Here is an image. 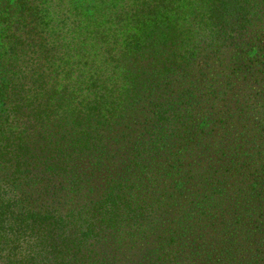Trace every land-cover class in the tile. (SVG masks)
Listing matches in <instances>:
<instances>
[{
	"label": "trees",
	"instance_id": "obj_1",
	"mask_svg": "<svg viewBox=\"0 0 264 264\" xmlns=\"http://www.w3.org/2000/svg\"><path fill=\"white\" fill-rule=\"evenodd\" d=\"M13 1L0 27V264H110L134 229L160 230L161 253L141 259L162 264H196L197 234L218 242L220 226L230 249L264 252V89L239 79L264 82V0ZM226 50L231 79L210 73ZM234 80L224 101L213 85ZM197 168L212 186L186 184ZM170 174L166 193L155 181ZM213 204L232 214L205 217Z\"/></svg>",
	"mask_w": 264,
	"mask_h": 264
},
{
	"label": "rangeland",
	"instance_id": "obj_2",
	"mask_svg": "<svg viewBox=\"0 0 264 264\" xmlns=\"http://www.w3.org/2000/svg\"><path fill=\"white\" fill-rule=\"evenodd\" d=\"M7 1V7L5 6V2ZM13 0H0V27H2L3 22V17H10L11 16V11L10 8L8 7H13ZM5 14H3V13ZM262 36V35H261ZM230 53L229 51H223V53H220V55L215 56L212 58V63L209 65L210 68V73H220V75H224L227 76L228 79H231L232 76L228 75V74H235L234 70L231 67H227L226 65L231 64L230 63ZM196 69H198V67H195ZM200 71H202L201 69H199ZM252 77V76H251ZM239 79H243V81L246 83V85L248 86H244L242 88L243 92L245 93L244 90H246V92L250 93V87H252V91L251 94H257L259 93L261 90L264 89V82H263V78L261 76H259V78L255 79H249L248 80V76L243 77V74H239ZM257 82V83H255ZM220 82H217V85H213V87L220 91V94H222V96L224 95V97H227L224 99L225 100H230L232 103L235 102V98H236V90L238 87V84L236 83V81H231L230 83L227 84H222L221 86ZM259 85V86H257ZM223 104V102H222ZM228 109H231V106H228ZM220 117V116H219ZM254 124V126H258L259 122L256 121V119L254 118V116L250 117V125L248 127L249 130H251L252 125ZM235 123H233L232 126H234ZM230 126V129H226L224 132L225 134L227 133H234L237 131V128H232ZM258 130H260V127H257ZM237 134V133H234ZM161 161H159L158 163L160 165H164V163H168V159L165 160V158H159ZM253 167H255L256 169L258 168V174L260 177H262V173L264 171V165H254ZM262 167V168H261ZM223 170V169H222ZM236 173L235 171H230L229 174H233ZM228 174V175H229ZM178 176H175V174H170L168 175V177L165 176H160L158 179H156L155 183L158 185H162V184H170V187L167 191H165L166 193H171V186L173 183V180L176 179ZM202 177H207V179H202ZM217 177L215 175H211L207 172L202 171V169H194L193 174L189 175L186 179V184H190V185H194L195 188H199L201 191L204 187L206 186H210L211 183H214V180ZM239 177H236V180ZM252 179V178H251ZM238 181V180H237ZM245 183V180H244ZM250 183L249 180H246V184L242 185V189L245 190L248 187H250L248 184ZM174 184V183H173ZM239 184V183H238ZM247 185V186H246ZM251 185V184H250ZM212 186V185H211ZM246 186V187H245ZM191 189V190H193ZM194 195V194H193ZM150 197L148 196H141L140 199H143L141 201L138 202V204L142 205V207L144 208L146 206V204L149 203L148 199ZM195 200V199H194ZM196 201V200H195ZM142 202V203H141ZM196 203H199L198 201H196ZM132 204V203H131ZM133 206H135L134 204H132ZM199 205V204H196ZM210 212L207 211L206 216L205 217H210L213 215H215L217 217V220L221 221L222 216L227 217L230 214H232L229 211V207L228 208H224V209H220V207H218L216 204H213L212 207H209ZM230 212V213H229ZM147 213V211H145L144 213L140 214H136V217L134 219H137V222L143 223L147 220V216L145 215ZM214 216V217H215ZM133 219V218H132ZM213 219V218H211ZM218 223V222H217ZM134 229V228H132ZM142 229H144V227H142ZM220 229H222L220 231V233L222 232V234H219L217 236H215L216 239H219L218 242H214V238H210L208 241L206 239L205 234L204 235H198L196 236L197 242H195L194 246L192 247V252L189 254L188 257H186L187 262L193 263L195 261L196 264H205V259L206 256L208 255V253H212L214 251H217L220 247L221 249V254H217L216 256V260L214 261L213 264H251L252 260L254 259L255 256H252V258H249L250 261L247 259L248 255H255L256 253L261 254L263 253V257L261 258V260H257L258 264H264V252L259 251L254 245H250V244H246L243 243L240 246H236V248L230 249V240H229V234H227V228L220 226ZM197 232L200 233L203 229L201 227H197L196 228ZM160 235V230H155V229H148L146 231V234L140 230H130L129 232L123 233L121 236L124 237L123 240H120V236L118 237V239L116 240V244L114 245H119L121 248H123L124 250L120 251L119 254L124 255V257L119 260V257L116 256L114 258H112V260L110 261V264H162L161 262H155L153 260H149V259H141V255L144 254L145 249H150L152 247V244H154V252L155 255L158 253L160 254L162 249L160 248L159 251H157V245L156 243H158L159 240H157L156 237H158ZM112 246V245H111ZM159 247V246H158ZM258 250V252H257ZM157 254V255H158ZM220 255H222V257H220ZM153 258V257H152ZM244 259H247L244 262ZM165 264H174L173 262H165Z\"/></svg>",
	"mask_w": 264,
	"mask_h": 264
}]
</instances>
